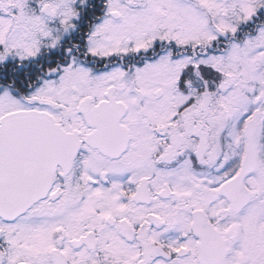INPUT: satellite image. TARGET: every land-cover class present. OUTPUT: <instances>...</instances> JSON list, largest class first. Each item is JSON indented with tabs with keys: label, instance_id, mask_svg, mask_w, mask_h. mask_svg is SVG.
<instances>
[{
	"label": "snow or ice",
	"instance_id": "6c2138e0",
	"mask_svg": "<svg viewBox=\"0 0 264 264\" xmlns=\"http://www.w3.org/2000/svg\"><path fill=\"white\" fill-rule=\"evenodd\" d=\"M0 264H264V0H0Z\"/></svg>",
	"mask_w": 264,
	"mask_h": 264
}]
</instances>
